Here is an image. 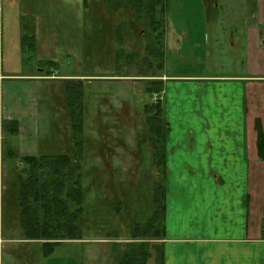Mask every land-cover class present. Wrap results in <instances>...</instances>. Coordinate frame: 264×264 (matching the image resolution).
<instances>
[{"label": "rangeland", "instance_id": "1", "mask_svg": "<svg viewBox=\"0 0 264 264\" xmlns=\"http://www.w3.org/2000/svg\"><path fill=\"white\" fill-rule=\"evenodd\" d=\"M86 1L87 7L84 6L85 0L81 5L76 0H55L56 8L53 3L48 5L46 0V2L41 1L39 7L43 11L50 10L51 13H54L58 28V41L56 44L52 43V47L56 48V55L58 56L56 62L59 66L51 67L49 72L48 70L41 72L54 73V70L56 68L59 70L60 67L62 74H74V77L78 78L70 80L56 78L54 80H41V82L19 83L21 86L18 89L10 90L9 101L7 102L8 107L15 115L27 116L29 114L32 120L30 131H36L37 140H30L35 145L31 146L33 150H26L29 147L26 146L28 139L23 135L25 154L34 155L36 147L38 153L36 156H39L44 148L47 154L70 152L71 148L74 147L75 140L70 115L66 108V84L83 82L82 92H84L86 114L83 132L79 139L82 140L84 149L81 160L84 195L82 194L83 197L81 194L73 196L75 198L81 197L82 204L77 206L70 202L69 212H61V215L70 224L74 221L78 234L88 241L64 242L55 247L54 252L57 254L63 251L80 253L81 250L84 253L92 250L98 252L106 249L112 250V247L115 251H122L125 245H120L118 242L108 244V241L104 243L99 240L111 239V237L116 238L114 240L128 239L132 237L133 232L135 233L136 224L140 228H144L150 223L154 207H152V202L154 205L152 186L157 179L158 171L153 164L152 153L149 150L150 144L147 147H141L145 142L143 144L140 138L144 129L147 130L148 128L145 122L144 105L153 104V102H157V99L154 96L151 102L144 93L145 85L132 76H159L160 68L158 65L161 56L164 59L167 53L160 55V53L162 54V47L168 51L169 55V58L167 57V69L170 73L174 72L175 76H178L177 74L185 76L212 73L221 75L238 73L246 76L264 74V58L260 56L259 62H257V60L253 61L247 56V54L250 55L247 51L248 44L242 38V31H240V26L243 24H238V21L244 22L245 19L230 20L231 18L227 14L228 12H235L234 10H254L256 5L264 4L261 1L256 4L255 0H166L163 15H160L161 22H164L158 28L161 31L164 29L165 33H153L157 37L163 36L162 41L156 47V53L148 56L145 53L141 60L138 59L139 57L134 61L131 59L130 67L120 71V73L131 75V77L117 76V78L99 76L118 74L115 71V66H111V64H113V59L116 62L115 54L122 45L121 43H118L117 46L111 44L114 38L116 42L119 38L121 39L120 30L115 37L113 36V27L122 24L121 17L117 16L118 20L110 21L108 17L113 18L114 12L107 11L103 5L99 6L97 0ZM208 9L212 12H209ZM125 10V7L124 10H120L123 11L122 14H125L124 17H126ZM161 10L162 6H158L156 14ZM230 21L237 22V24H231ZM142 25L144 26H140L141 29L144 28L146 32H151L148 22L142 23ZM232 25L236 29L234 35L230 31ZM75 28L77 29L76 33ZM80 28H82V35H80ZM175 28L177 29L176 33H184L186 36V40H183L184 34L175 39L180 42L182 39L181 44L183 45H178L180 55L169 51L176 46L172 45ZM181 28L184 30H180ZM124 32H126V28H124ZM76 35H78V40L69 42V40L76 38ZM141 38L136 36L134 31L130 35H125L123 48L127 53L142 52V44L146 40L141 41ZM134 39L135 41H133ZM42 47V49L39 47L41 50H38L36 55L30 54L33 58L31 64L36 67L40 66L39 68L46 65L43 62L50 61L49 59H41L44 55L45 45ZM34 48L31 53L36 51V46ZM76 49L79 51L77 56L74 54ZM80 49H82V53H80ZM51 53L53 54V52ZM0 54H3L1 39ZM123 56H120V64L126 61L123 60ZM240 56L243 58L240 59ZM258 56L259 54H255L252 57L257 58ZM144 61H148L153 68H146L148 64L143 65ZM86 76L96 77L88 78ZM179 79L181 80L180 77ZM183 81L187 84L184 86L185 91L182 90L177 96L176 91L178 88L182 89L181 82ZM183 81L171 84V87L176 91L171 93L169 101H165L163 98L162 110L164 112L161 116V125L165 126L163 127L165 129L164 135L166 137L168 135L169 140L173 141L174 144L183 140H218L225 138L226 131L232 126H235L234 129L236 130L242 126L238 118L231 125L232 121L226 115L223 120L222 116L218 118L217 115L210 114V108L202 109V107H206L205 105L213 104V110H220L216 106L215 97L201 96L200 93H196L200 86L207 87V85H202L207 79ZM213 84L217 85L216 89L230 90L233 88L231 81L213 82ZM255 84L259 83L256 82ZM227 85L230 87H226ZM188 86L190 90L187 89ZM233 86H235L234 83ZM237 86L246 87L248 90L252 89L251 82H239ZM212 88L215 90L214 87ZM187 90L191 93L190 95H188ZM21 91H24L25 94H20ZM253 99H258L257 94ZM23 103L25 108H22ZM168 107H170V111ZM33 113L35 116H32ZM3 125L7 124L1 122V130ZM1 130L2 143L7 142L6 145L4 144L5 148L12 147L13 151L19 155L20 151L18 150L20 148L13 141L19 136L10 137L4 132L5 130ZM28 130L25 128L24 134H27ZM6 154L7 166L5 176L2 179L3 185L8 191L4 211V232L6 235H20L22 232L19 222L21 209L17 208L15 204L18 197L17 192L11 190V184L15 181V174L12 171L13 164L10 162L8 152ZM173 156H169L167 162L169 168H172L170 171L179 168L178 164L175 163L179 157ZM58 212L54 211V217L57 216ZM71 216L75 220L70 219ZM157 219H161L155 221L158 229L162 230L166 226V234L169 238H180L185 232L180 229L181 234L178 233L177 235L171 226L166 225L167 222L165 225L161 224L162 216ZM68 225L66 222L64 226L60 227V230L58 226L55 228L61 234H68L71 228ZM168 231L174 233V236L170 235ZM192 234L194 237V231ZM34 247L36 249V246ZM41 248L42 251L45 250L43 243ZM153 255L150 263L161 264L155 252Z\"/></svg>", "mask_w": 264, "mask_h": 264}, {"label": "crops", "instance_id": "2", "mask_svg": "<svg viewBox=\"0 0 264 264\" xmlns=\"http://www.w3.org/2000/svg\"><path fill=\"white\" fill-rule=\"evenodd\" d=\"M41 1L46 2V0H0V39L3 46V54H0V130L1 122L8 120L18 122L19 137L17 136L18 138L13 141L20 148L18 150L20 157L38 155L37 147L34 155L25 154V141L22 140L25 135L28 139L26 146L30 147L26 150H33L31 146L35 145L30 140H37V135L36 131H30L32 120L29 114L15 115L8 107L10 90L18 89L21 86L19 83L78 78L74 77V74H62L60 67L50 76H42L46 73L41 72L43 70L39 68L40 66L31 64L33 58L30 54L36 55L43 45L45 50L41 59L58 61L56 48L52 47V43L56 44L58 41L57 20L50 10L43 11L39 8ZM255 1L256 4L258 1L264 3V0ZM47 2L48 5L53 3L56 8L55 0H47ZM76 2L81 5L83 0H76ZM234 11L227 13L230 20L245 19L244 22L238 21V24H243L240 26V31H242V38L248 44L247 51L251 55L247 54V56L259 62L260 56L264 58V4L256 5L254 10ZM230 23L237 24L231 21ZM176 30L175 28L173 31L172 44L176 46L169 51L180 55L178 45L183 44L175 39L183 33H176ZM74 31L76 33L77 29L75 28ZM230 31L234 35L236 31L234 25ZM80 35H82V28H80ZM29 36H33L35 40L34 53H31V50L35 49L32 48V43L25 46L23 42L25 37ZM30 39L32 42L33 38ZM76 40L78 35L69 42ZM183 40H186V36ZM166 52L164 69L159 74L168 86L165 94L166 98L168 96L167 101L171 93L176 91L171 84L183 80L208 79L202 84L207 85L206 88L200 86V95L215 97L216 106L220 110H213V104L205 105L206 107L202 109L210 108V114L217 115L218 118L222 116L223 120L226 115L232 121L231 125L238 118L242 126L237 130L234 129L235 126H232V130L226 131V137L218 140L180 141L182 149L187 150L192 146L193 150L190 158L179 156L176 159L178 162L175 161V163L179 168L173 169L175 171H170L172 168L168 166L171 181L167 197L166 225L171 226L177 235L180 229L185 232L180 238L168 237L160 242L163 253L161 264H264V158L258 154L257 137L252 128V125L256 123L255 120H260L264 129V74L246 76L238 73L227 75L212 73L175 76L174 72L170 73L167 69L169 55L168 51ZM78 53L76 49L75 56ZM255 54L259 56L252 57ZM242 58L243 56H240V59ZM227 81L232 82L233 88L230 90L216 89L217 85L213 84V82ZM239 82H251L252 89L237 86ZM256 82L259 84H255ZM181 83L182 89L177 87V96L182 90L185 91L184 86L187 85L184 81ZM20 94L24 95L25 92L21 91ZM255 94H257V100L253 99ZM22 108H25L24 103ZM168 109L170 111V107ZM32 116H35L34 113ZM24 120H27V123ZM25 128L29 129L27 134H24ZM2 142L3 139L0 137V264H118V259L123 256L124 251H115L113 247L112 250L98 252L92 250L85 253L81 250L80 253L63 251L57 254L53 250L46 255L41 248L42 242L31 239L27 233H24L20 220L22 229L20 235L5 234L3 222L8 191L2 179L5 176L8 149ZM10 148L13 150L12 147ZM41 153H46L45 148L41 150ZM168 233L174 236V233L169 231ZM81 238V240H66L65 243L88 241ZM114 239L116 238L111 237V239L104 238L99 241L104 243L108 241V244L130 242L125 238ZM148 264L151 263L148 262Z\"/></svg>", "mask_w": 264, "mask_h": 264}, {"label": "trees", "instance_id": "3", "mask_svg": "<svg viewBox=\"0 0 264 264\" xmlns=\"http://www.w3.org/2000/svg\"><path fill=\"white\" fill-rule=\"evenodd\" d=\"M99 6L103 5L107 11H112L116 15L118 11L122 10L125 6L127 7L131 20L137 24L138 27H142V23L148 22L151 32H146L143 28L144 40H146L147 53L153 55L156 53L157 45L162 41L163 36H155L154 32L163 34L165 30L161 31L160 15H163V7L166 0H97ZM84 6H88L85 0ZM158 6H162V10L157 12ZM109 20H118L116 16ZM122 20V24L116 25L114 30L118 33L119 30L122 34L121 39L117 40V43H121L122 47L117 50L116 62H114L118 77H131V75H125L120 73L121 70H126L130 67L131 59L140 57L142 54L140 51L137 53L127 51L123 48L125 43V35H130L133 30L129 27V23L126 20ZM109 21V22H110ZM111 25V22H110ZM126 28V32H124ZM30 38H33L31 42ZM25 46L32 43L34 47V37H25L23 40ZM124 55V56H123ZM161 55V53H160ZM120 56H123L122 64L119 63ZM158 68H163V58L161 56ZM42 68L43 70H50L58 66L56 62L45 61ZM148 64V68L153 67ZM42 64V65H43ZM57 69V68H56ZM42 76H50L51 73ZM138 74V73H136ZM123 75V76H122ZM133 78H137L145 86L143 88L144 93L152 102L154 95H160L163 92V82L159 80H148L141 78H155L156 75H134ZM83 82L78 81L76 84H66V108L70 115L71 125L74 130V147L71 148L70 152H61L56 154L41 153L36 157H20L17 152H14L10 147H7L9 159L13 164V173L15 174V181L11 184V190L17 192V208L21 209L20 222L23 224L22 228L25 233L31 239L41 241L43 243L44 252L48 255L52 252L56 246L62 244L66 240H81V236L75 229L74 221L70 224L61 215V212H69V203L81 205L82 198H75L73 196L82 194L84 195V188L82 184V155H83V142L79 137L83 132V125L86 114V104L84 101V92H82ZM163 101L158 100L153 104L144 105V113H146L145 122L148 128L144 129L141 135V142L144 145L141 147H147L150 144L152 150V157L154 166L158 172H165L166 166V154H165V138L163 127L161 125L163 115ZM7 125H3L2 131H4L10 137H17L19 135V125L16 121H5ZM147 137V139H145ZM145 139V140H143ZM5 145L7 142L5 141ZM6 152V153H7ZM21 164V166H20ZM18 170H17V169ZM17 171V173H15ZM19 171V173H18ZM159 179V177H158ZM165 187L161 183H157V188L154 190L153 201V214L150 223L144 228H140L136 225L135 233H132V237L128 238L130 242L120 245L123 247V256L118 259V264H146L150 258V242L155 240H162L165 236V229L159 230L155 224L159 216L164 218L165 212ZM83 197V196H82ZM54 211H59L57 216L54 217ZM74 219L73 216H71ZM68 222L70 232L68 234H61L60 231L56 230L58 226L59 230L61 226H64ZM264 229V222H263ZM116 236V235H115ZM127 239V238H126ZM137 241V242H136Z\"/></svg>", "mask_w": 264, "mask_h": 264}, {"label": "flooded vegetation", "instance_id": "4", "mask_svg": "<svg viewBox=\"0 0 264 264\" xmlns=\"http://www.w3.org/2000/svg\"><path fill=\"white\" fill-rule=\"evenodd\" d=\"M125 9H126L125 10L126 17H124L125 14H122L123 11L118 12L114 16H116V17L118 16V17H121V19L126 20L130 24L129 27L134 31V33L136 34V36H138V37L141 38V36L144 34L143 29H141L140 27H138L137 24H135L131 20L132 16L130 15V12L128 11V9H127L126 6H125ZM123 10H124V8H123ZM208 11L209 12H212L209 9H208ZM116 34H117V32L115 30H113V36L114 37H115ZM184 38H185V34H184ZM142 40H144V36L141 38V41ZM133 41H135V39ZM180 43H182V39H181V42ZM109 44H110V42H109ZM111 45H116V46L118 45V43L116 42V39L115 38L113 39ZM142 45H143V48L141 49L142 52H140L142 55L138 58L139 60L143 59V55L145 53H147V50H146V42H144V44H142ZM161 51H162V54L161 55H163L164 53H166V51L163 49V47H162V50ZM148 55L149 54L147 53V56ZM165 59H166V56L163 59V68H164V65H165ZM112 61H113V64H111V66H115L114 65L115 60L113 59ZM143 65H146V64L143 62ZM146 68H148V67H146ZM163 68H161L159 72H161L163 70ZM41 70H43V69L41 68ZM159 72H158V74H159ZM113 73H114V70H113ZM112 75H110V76H99V77H110V78L113 77V78H117V76H112ZM60 76H63V75H60ZM86 77H88V78H94L96 76H86ZM141 79L159 80V81L163 82L164 89H163V92L160 94L162 96L161 97H159L160 95H154V96L156 97L157 101L158 100L163 101V98H164L165 101H167L166 99H168V96L166 98V95L165 94L168 91V86H166V83L164 82V80L162 79V77H160V75L159 76H156L155 78H153V77L152 78H149L148 77V78H141ZM87 80H92V79H87ZM119 80H121V79H119ZM136 80H137V78H136ZM198 93H200V92L198 91ZM190 94L191 93L188 92V95H190ZM255 122L256 123H255V125H252V128H253V132L255 133V136L257 137L256 139H257L258 154L261 156V158H264V129H263V125H261L260 120H255ZM169 139L170 138L167 135V137L165 138V141H164L167 169L165 170V172H158L156 174L157 175L156 176L157 179H156L155 182H153V186H152V188H153V195H154V190H156V188H157V183L158 182L161 183L165 187V190H166V192H165V207H167V201H168L167 197H168L169 185H170V181H171V179L169 178V172H168V163H167L168 162V156L177 155L178 157L179 156H181V157L183 156V158L184 157L190 158V154L192 153V150H193V147L192 146L189 149L184 150V149H182V145H181L180 142L174 144L173 141H171ZM183 141H185V140H183ZM149 150L152 152L151 148ZM153 164H154V161H153ZM158 177H159V179H158ZM152 207H153V202H152ZM164 216L165 217L163 218V221L161 222V224H164L165 225V222H166V208H165ZM132 229L134 231V228H132ZM163 229H165V236H164V239H162V240H166L168 238V235L166 234L167 233V227L165 226ZM173 239H175V238H173ZM162 240H155V241L150 242V247H149L150 258H149V260L147 261L146 264H148V262H151L152 261V258L154 256L153 255V252L156 253V257L157 258L159 257L158 258V261H159V263H161V259L163 258V253H162V250H161L162 245H160V242Z\"/></svg>", "mask_w": 264, "mask_h": 264}]
</instances>
